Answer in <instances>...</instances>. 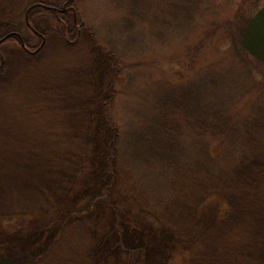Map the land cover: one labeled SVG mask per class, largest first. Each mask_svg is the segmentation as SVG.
Returning a JSON list of instances; mask_svg holds the SVG:
<instances>
[{
	"label": "rangeland",
	"instance_id": "374dc122",
	"mask_svg": "<svg viewBox=\"0 0 264 264\" xmlns=\"http://www.w3.org/2000/svg\"><path fill=\"white\" fill-rule=\"evenodd\" d=\"M45 1L67 9L66 0ZM109 1L76 0L71 5L85 17V25L93 18L101 21L103 37L127 56L120 58L117 78L112 58L94 44L86 27L76 38H67L54 17L41 15L33 22L37 31L47 32L39 53L29 56L18 46L2 48L7 69L0 76V216H27L0 224V251L17 264H129L131 256L141 264H264V117L245 130L242 145L249 155L235 161L228 175L213 177L189 168L170 183L172 194L153 198L157 207L147 211L151 198L143 195V207H136L134 193L121 190L123 181L130 185L132 175L121 165L111 201L103 196L114 178L105 148L113 131L102 116L113 83L117 96L110 114L115 121H127L134 103L141 98L151 103L163 93L168 84L156 80L201 78L207 71L224 74L221 70L241 75L236 66L241 77L251 78L239 81L248 92L236 112L253 114L261 98L256 89L264 87V63L238 50L233 31L245 28L264 0L205 5L186 25L183 20L172 24L163 46L139 34L134 20L131 25L122 20L134 10V1L117 11L108 10ZM152 2L159 6L166 0ZM146 18L153 20L150 14ZM25 24L22 33L27 32ZM144 49L141 68L146 73L139 78L143 83L136 98L134 51ZM96 126L105 138L94 139L100 145L91 148L90 162L83 168L79 156L93 141ZM221 146L215 143L216 153ZM182 148L191 156L195 146L188 139ZM223 194L227 211L209 202ZM67 195L75 199L76 211H50ZM48 212L53 216H44L53 217V224L43 226L40 213ZM181 251L190 252L195 262Z\"/></svg>",
	"mask_w": 264,
	"mask_h": 264
},
{
	"label": "trees",
	"instance_id": "16d2710c",
	"mask_svg": "<svg viewBox=\"0 0 264 264\" xmlns=\"http://www.w3.org/2000/svg\"><path fill=\"white\" fill-rule=\"evenodd\" d=\"M75 1L68 0L67 10L64 11L49 5L45 0H0V76L7 69L2 52L3 47L18 46L19 49L27 51L29 56L41 51L45 45L47 32L37 31L33 22L37 17L46 15L49 18H55L56 27L67 38L68 36L76 38L79 36L81 28L86 27L88 32L93 35L94 44L112 58L115 67L114 78L119 77L122 73V67L119 65L120 58L126 57L127 59V56L122 55L120 48L111 45L103 37L99 30L101 21L93 18L92 21L90 20L91 25H85L83 22L85 17L80 16L76 8L71 5ZM130 1H134L130 4H134V10H129L128 13L121 16L124 23L127 22L131 25L134 20V29L139 34L147 37L150 41L159 40L156 43L163 46L167 39V31L171 29L172 24L183 20L186 25L185 22L205 5V7L211 6L219 0H166V3H161L159 6L152 0H110L107 7L108 10L117 11L123 7L124 2L128 4ZM153 5L156 7L154 8ZM148 14L153 16V20L146 18ZM24 24L27 32L22 33L19 29L24 27ZM124 27L127 28L126 25ZM243 28L241 25L240 31H233L235 44L239 45L238 50L242 49L245 54L250 55L251 53L239 42ZM229 30L226 35L230 34ZM162 34L163 39H160ZM146 53V49L134 51V55H136V57L134 56V97L136 98L140 96V85L143 83L139 82V78L146 73L141 68V56ZM236 69L240 70L241 75L232 70H221L224 74H210L207 71L201 78L198 77V74L194 77L181 76L179 80L165 78L156 80L154 77L158 83L165 81L168 85L153 102L150 103L147 98H141L139 104L134 103V113L132 111L127 114L129 115L127 121H123L122 117L115 121L110 114L111 105L117 96L113 83L111 85L112 95L102 103V116L105 125L109 128L104 127L113 131V137L105 139V148L106 159L110 164L108 172L114 180L111 179V182L103 188V196L111 201V187L120 178L118 170L120 172L121 167H125L132 174L131 181L128 187L127 183L123 181L121 190L130 194L134 193V206L140 208L143 207V195L148 196L151 198V200L149 199L151 209L146 210H153L157 207L153 198L169 197L173 192L170 183L189 168L219 177L228 175L235 161L241 156L249 155L242 145V138L245 130L254 120L264 117V87L256 89L261 98L256 102L257 106L254 107L253 114L238 115L236 107L242 103L248 92L246 91L247 85H242L239 81L251 78L249 75L241 77L242 70L237 66ZM211 72L213 73L214 70L212 69ZM148 74L150 75V72ZM98 136L105 138L103 130L100 132L96 126L91 135L93 141L87 147L88 152L86 149L79 156V159L83 161V168H86L90 162L91 148L100 145L94 140ZM188 139L195 146L191 156L186 154L182 148L183 143ZM103 140L101 139V142ZM216 142H220L222 145L219 153L214 150ZM133 148L134 151H132ZM115 169H117V173ZM132 187H134V192ZM27 188L31 189V186L28 185ZM224 196L225 194L220 198L209 199V202H215L217 210L227 211ZM65 209H71V212L77 210L75 199L70 195H67L60 204L50 211H54V213L70 212ZM52 212L40 213L44 217L40 221L41 225L53 224V217L44 216L45 214L53 216ZM26 216L22 213L0 216V224L13 222L14 218L23 221ZM155 218L157 219L156 215ZM1 249L3 246L0 244ZM181 253L190 262H195L193 261L195 256L193 257L190 252L181 251ZM140 262L137 257L131 256L129 259V264H141Z\"/></svg>",
	"mask_w": 264,
	"mask_h": 264
},
{
	"label": "water",
	"instance_id": "95a60500",
	"mask_svg": "<svg viewBox=\"0 0 264 264\" xmlns=\"http://www.w3.org/2000/svg\"><path fill=\"white\" fill-rule=\"evenodd\" d=\"M240 41L253 56L264 63V6L250 17ZM0 264L17 263L0 251Z\"/></svg>",
	"mask_w": 264,
	"mask_h": 264
},
{
	"label": "flooded vegetation",
	"instance_id": "af4514ba",
	"mask_svg": "<svg viewBox=\"0 0 264 264\" xmlns=\"http://www.w3.org/2000/svg\"><path fill=\"white\" fill-rule=\"evenodd\" d=\"M66 3V2H65Z\"/></svg>",
	"mask_w": 264,
	"mask_h": 264
}]
</instances>
